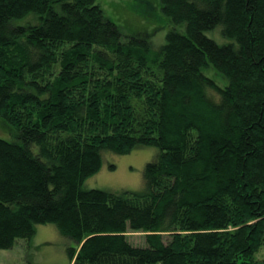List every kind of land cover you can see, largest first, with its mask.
I'll return each mask as SVG.
<instances>
[{"label":"trees","instance_id":"16d2710c","mask_svg":"<svg viewBox=\"0 0 264 264\" xmlns=\"http://www.w3.org/2000/svg\"><path fill=\"white\" fill-rule=\"evenodd\" d=\"M156 6L129 34L97 0H0V248L53 223L68 264H264V0ZM144 145L142 190L82 186Z\"/></svg>","mask_w":264,"mask_h":264},{"label":"rangeland","instance_id":"374dc122","mask_svg":"<svg viewBox=\"0 0 264 264\" xmlns=\"http://www.w3.org/2000/svg\"><path fill=\"white\" fill-rule=\"evenodd\" d=\"M104 12L114 20L125 33L152 32L149 28L154 22L164 21L160 14L156 0H97ZM139 10L141 16L136 12ZM149 27V28H148ZM152 34V33H151ZM140 35H144L141 34ZM213 36V35H212ZM214 37V36H213ZM216 41L222 43L226 40ZM223 38V37H222ZM161 34L154 39L155 44L161 43ZM12 127L0 117V137L11 139ZM156 152L155 146H139L124 154L110 152L104 156L98 171L84 179V188H101L112 191L142 190L143 168L146 161L150 160ZM109 164H113L110 168ZM140 232H130L129 240L139 243ZM74 241L62 234L53 223L38 224L36 232L26 242L17 239L10 248H0V264H68V247Z\"/></svg>","mask_w":264,"mask_h":264}]
</instances>
